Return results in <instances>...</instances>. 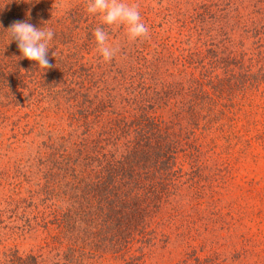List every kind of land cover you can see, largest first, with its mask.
Here are the masks:
<instances>
[{"label":"trees","instance_id":"trees-1","mask_svg":"<svg viewBox=\"0 0 264 264\" xmlns=\"http://www.w3.org/2000/svg\"><path fill=\"white\" fill-rule=\"evenodd\" d=\"M87 2L0 0V125L26 155L0 166L11 184L0 229L20 209L58 240L45 254L0 251V264H144L168 248L181 256L166 264H240L245 249L227 256L211 240L204 252L195 234L201 157L213 150L200 136L264 80V0H126L149 28L135 42ZM17 21L54 30L52 67L8 42ZM101 26L120 47L111 62L97 51Z\"/></svg>","mask_w":264,"mask_h":264},{"label":"rangeland","instance_id":"rangeland-1","mask_svg":"<svg viewBox=\"0 0 264 264\" xmlns=\"http://www.w3.org/2000/svg\"><path fill=\"white\" fill-rule=\"evenodd\" d=\"M232 98V108L222 120L200 136L213 150L204 151L201 157L202 186L198 190L201 220L195 234L199 235L204 252L213 240L215 247L227 256L235 249H245V256L238 260L240 264H264V80L256 89L236 93ZM3 125H0V133L7 131V135L0 137V166L14 165L15 160L26 159L25 150L18 148L16 138L10 136L11 125ZM29 138L40 140L36 131ZM208 175L213 178L211 183ZM9 181L10 178L0 181V208L11 192ZM21 186L24 190L27 188V184ZM25 196L21 193L15 198ZM211 204L213 213L208 214ZM21 214L19 209L15 219L10 211L3 215L2 225L11 219L14 223L0 229V251L11 248L25 254H45L56 246L54 226H41L43 222L31 219L30 215L26 221ZM25 222L30 225H23ZM152 255L144 259V264H166L181 256L175 250L170 253L169 248L156 250Z\"/></svg>","mask_w":264,"mask_h":264},{"label":"clouds","instance_id":"clouds-1","mask_svg":"<svg viewBox=\"0 0 264 264\" xmlns=\"http://www.w3.org/2000/svg\"><path fill=\"white\" fill-rule=\"evenodd\" d=\"M86 10L90 15L99 16L102 25L125 27L127 39L131 42L149 38V28L142 20L137 4L126 0H88ZM5 32L9 43H17L22 58L35 62L39 69L52 67L48 51L55 35L53 29L36 28L30 23L17 21ZM93 36L101 59L111 62L120 51L119 45L109 42V32L102 26L94 30Z\"/></svg>","mask_w":264,"mask_h":264}]
</instances>
